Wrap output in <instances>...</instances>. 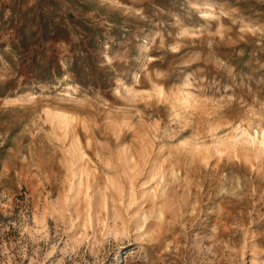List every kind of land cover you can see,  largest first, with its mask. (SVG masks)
<instances>
[{"label": "rangeland", "instance_id": "obj_1", "mask_svg": "<svg viewBox=\"0 0 264 264\" xmlns=\"http://www.w3.org/2000/svg\"><path fill=\"white\" fill-rule=\"evenodd\" d=\"M263 133L264 0H0V264H264ZM143 150L167 200L123 224Z\"/></svg>", "mask_w": 264, "mask_h": 264}, {"label": "bare ground", "instance_id": "obj_2", "mask_svg": "<svg viewBox=\"0 0 264 264\" xmlns=\"http://www.w3.org/2000/svg\"><path fill=\"white\" fill-rule=\"evenodd\" d=\"M56 116H57V118L59 120H61V121H58V124H57V126L59 128H61V124L62 123L67 125V123H64L63 122L64 117L62 115L56 114ZM72 139H73V143H72L73 144V147H72L73 149L70 152H75V153L71 154V157H69V158H71V160L67 164L68 167H66L67 168V171H68V175L72 178L71 180H73V181H71V183L73 182L74 189L77 192H79L83 188H85L86 191H87L91 187V180L88 179V177H87V175H88V172H87L88 169L86 168L87 162L83 159L85 157V153L79 147V141L75 137V134H73V138ZM260 144L262 146H264V137H263L262 141L260 142ZM69 149H71V148H69ZM69 149H68V153H69ZM148 158L149 157L146 155L145 151L143 150L141 153L139 152L137 156H135V155H128L125 152L122 153V154H119L118 153V156L116 158L117 159L116 160L117 163H116V165L114 164L115 166L112 165L114 161L110 163L108 161V159H107V161L109 163L108 164H105V165L107 167L109 165H112L114 167V169H117V172L119 170V172L122 175V178L121 179L116 178V177H111V176L108 177L107 187L110 186L109 188H111L112 191H111V193L109 195H104L103 202H105L107 199H109L111 201L112 205L111 206L109 205L110 208L107 209V216L112 217L114 220L118 219V220L121 221V223L124 224L126 222L125 221V215L126 214L128 215V218L129 219H132L134 217V215H137V214L140 215L141 217L142 216H146V214H147V212L149 210L150 211H152V210H155L156 211V209H158L159 206L161 207L162 203H165L166 202V200H167V198H166V191H162L163 189L162 190H159L160 187H161V185L159 186L160 181H157V183L155 185L156 188H150V187H148V184L146 185V182L142 181L140 183L141 179H139V181H138L140 183L139 188L141 189V192L138 195V197L137 198H133V197H131L132 194H130V196L127 198V195H129L128 194L129 193L128 189H131L132 190V188L134 187L135 182L137 183V179L140 178V176H143L144 177L143 178L144 180H147L148 179L147 181H150V178L151 179L154 178L155 175H158L159 176L158 167H160V165H161L160 163H158V160L159 159L156 162V159L155 160H152L151 159L152 161H149ZM99 159H101V158H99ZM147 159H148L149 162L147 161ZM112 160H113V158H112ZM67 161H68V159H67ZM96 162L98 163V161H96ZM97 163H93L95 165L94 166L95 169H99V167H100V166L98 167V164ZM107 167H105V168H107ZM144 170H147V171L143 175ZM114 171L116 172V170H114ZM114 171H113V174H114ZM163 171L164 170H162V172ZM171 171L173 172V168L172 167H171ZM117 175H119V174H117ZM107 176H108V173H107ZM158 186H159V188L157 189ZM101 188H102V186H101ZM161 188H163V187H161ZM84 193H86V192H84ZM75 195L77 196L78 194H75ZM95 195H97V194L95 193ZM143 198H145V199L141 202L140 200L143 199ZM165 198H166V200H165ZM91 199H92V196L89 195L87 197V199H86V202L87 203H91L92 202ZM91 205H92V203H91ZM93 205H94V203H93ZM103 205H106V204H103ZM107 206H108V204H107ZM145 207H147V208L144 209ZM122 208L124 209V212H122ZM130 208H131V211H129ZM98 209H101L100 206H99ZM127 211H128V213L122 214V213H125Z\"/></svg>", "mask_w": 264, "mask_h": 264}]
</instances>
